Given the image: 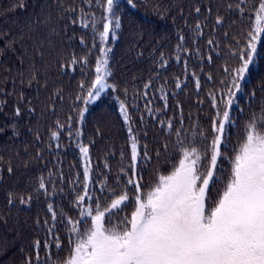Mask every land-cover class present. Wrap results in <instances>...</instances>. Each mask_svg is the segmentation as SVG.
Instances as JSON below:
<instances>
[{
  "label": "trees",
  "instance_id": "obj_1",
  "mask_svg": "<svg viewBox=\"0 0 264 264\" xmlns=\"http://www.w3.org/2000/svg\"><path fill=\"white\" fill-rule=\"evenodd\" d=\"M260 2L116 0L113 17L107 0H0V264H63L73 247L68 220L83 231L91 222L87 210L97 199L109 205L117 183L129 201L112 225L130 218L137 195L127 184L133 137L143 196L178 166L177 131L186 147L210 146L212 121L223 116ZM106 22L110 33L101 41ZM257 45L229 109L213 199L223 191L246 124L264 108V44ZM102 49L110 87L85 103ZM86 162L91 199L78 207Z\"/></svg>",
  "mask_w": 264,
  "mask_h": 264
},
{
  "label": "snow or ice",
  "instance_id": "obj_2",
  "mask_svg": "<svg viewBox=\"0 0 264 264\" xmlns=\"http://www.w3.org/2000/svg\"><path fill=\"white\" fill-rule=\"evenodd\" d=\"M115 3L116 0H107L105 7L113 17ZM128 3L132 5L133 0ZM104 19L109 20V17ZM261 20H264V0L257 10V27L251 33L247 49L241 51V65L233 70L226 99L222 101L225 105L223 116L221 118L218 112L212 121L210 146L202 150L196 146L186 147V141L179 139L177 131L181 150L178 166L170 175H161L155 187L143 196L136 182L137 146L133 137V171L127 184L135 185L137 195L130 218L125 216L120 223L112 225V218L118 216L129 201L127 190L119 193L115 190L119 188L117 183L108 193L109 205L97 199L95 208L87 210L91 222L84 225L83 231L77 230L79 221L68 220L73 247L63 264H264V108L259 115L254 113L246 124L244 138L230 157L231 171L223 191L217 192L218 199L212 198L217 183V161L224 151L230 124L229 109L259 55L257 41L264 44ZM115 27H120L118 17ZM109 32L110 23L106 22L100 33L101 41L108 39ZM101 51L104 55V50ZM107 63L106 58L98 60L96 79L88 92L90 99L85 103L110 87L105 84L110 74ZM212 99L216 108V99ZM121 109L127 123L123 105ZM80 115L83 117L84 113ZM200 135L206 139L203 132ZM81 152L87 157L86 147H81ZM84 180L85 191L77 199L78 207L86 198L91 199L87 162ZM40 187L44 188L43 182ZM49 210L52 211L51 206ZM56 247H61L59 240Z\"/></svg>",
  "mask_w": 264,
  "mask_h": 264
},
{
  "label": "rangeland",
  "instance_id": "obj_3",
  "mask_svg": "<svg viewBox=\"0 0 264 264\" xmlns=\"http://www.w3.org/2000/svg\"><path fill=\"white\" fill-rule=\"evenodd\" d=\"M110 23V22H109ZM260 24H262V25H264V20H261L260 22H259ZM256 24H258V21H256ZM110 33V32H109ZM106 53V54H105ZM107 59L108 58V55H107V51L105 50L104 51V55H102V58H101V60H103V59ZM106 68H107V66H106ZM101 94V93H100ZM99 97V96H98ZM98 97H95L94 99H91V100H95V99H97ZM88 216V215H87Z\"/></svg>",
  "mask_w": 264,
  "mask_h": 264
}]
</instances>
